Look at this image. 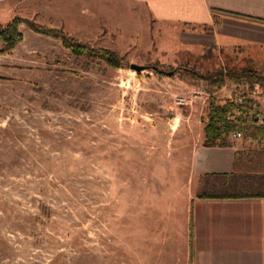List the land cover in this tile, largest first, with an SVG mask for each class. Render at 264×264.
I'll use <instances>...</instances> for the list:
<instances>
[{"label":"rangeland","instance_id":"1","mask_svg":"<svg viewBox=\"0 0 264 264\" xmlns=\"http://www.w3.org/2000/svg\"><path fill=\"white\" fill-rule=\"evenodd\" d=\"M15 16L115 51L126 66L74 55L24 23L0 53V264H192L200 181L189 150L202 142L208 98L223 101L235 84L213 94L203 79L150 68L264 64L245 50L189 48L179 26L134 0H0V24Z\"/></svg>","mask_w":264,"mask_h":264},{"label":"crops","instance_id":"2","mask_svg":"<svg viewBox=\"0 0 264 264\" xmlns=\"http://www.w3.org/2000/svg\"><path fill=\"white\" fill-rule=\"evenodd\" d=\"M134 1L153 19L179 26L178 38L189 48L245 50L249 58L264 64V0ZM236 150L234 144H194L189 150L191 177L232 172ZM190 216L192 264H264V196H195Z\"/></svg>","mask_w":264,"mask_h":264},{"label":"trees","instance_id":"3","mask_svg":"<svg viewBox=\"0 0 264 264\" xmlns=\"http://www.w3.org/2000/svg\"><path fill=\"white\" fill-rule=\"evenodd\" d=\"M24 23L34 32L60 40L74 55L90 57L103 61L109 66L120 68L126 66L123 56L115 51L81 43L64 33L61 29L44 27L20 17H13L5 24H0V40L3 46L0 53L9 52L22 39L18 26ZM239 50V49H236ZM156 74L175 73L188 75L194 79H203L211 93L219 91L226 81L237 86L241 82L249 85L250 91L256 86L260 94H264V68L244 66L239 69L219 68L215 71L201 73L192 66L179 65L164 72L159 66L150 68ZM256 100L244 97L236 103L234 93L223 101L210 96L207 103L205 124L203 127V146L230 147L229 135L233 131L241 133L242 138L256 144V149L236 150L233 158L232 172L223 174H205L199 176L200 190L195 194L199 198H243L264 196V121L250 123L246 118L249 113H256ZM238 111V113H236ZM190 251L193 253V234L190 221ZM191 258V257H190Z\"/></svg>","mask_w":264,"mask_h":264},{"label":"built area","instance_id":"4","mask_svg":"<svg viewBox=\"0 0 264 264\" xmlns=\"http://www.w3.org/2000/svg\"><path fill=\"white\" fill-rule=\"evenodd\" d=\"M229 89L231 90V93H234L235 101L238 104L243 101L244 97H251L255 100H258L257 97H259L260 99L264 100V94H260L256 86H254L253 90L250 91L249 85L245 82H241L237 86H234V88ZM236 113H238V111H236ZM246 118L250 123H261L264 121V113H260L256 109V113H249ZM229 137L236 140L242 138V135L238 131H233Z\"/></svg>","mask_w":264,"mask_h":264},{"label":"water","instance_id":"5","mask_svg":"<svg viewBox=\"0 0 264 264\" xmlns=\"http://www.w3.org/2000/svg\"><path fill=\"white\" fill-rule=\"evenodd\" d=\"M129 68L136 71V72H139L141 70H144L146 67H144L142 65H137V64H130Z\"/></svg>","mask_w":264,"mask_h":264}]
</instances>
